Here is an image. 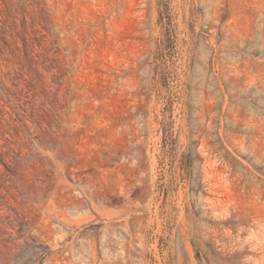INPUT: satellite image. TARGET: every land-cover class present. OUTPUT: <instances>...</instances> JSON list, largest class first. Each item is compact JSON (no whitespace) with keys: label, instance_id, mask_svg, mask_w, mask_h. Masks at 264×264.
Returning <instances> with one entry per match:
<instances>
[{"label":"rangeland","instance_id":"374dc122","mask_svg":"<svg viewBox=\"0 0 264 264\" xmlns=\"http://www.w3.org/2000/svg\"><path fill=\"white\" fill-rule=\"evenodd\" d=\"M0 264H264V0H0Z\"/></svg>","mask_w":264,"mask_h":264}]
</instances>
